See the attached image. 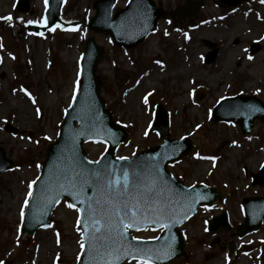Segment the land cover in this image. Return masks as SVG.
<instances>
[{"label":"rangeland","instance_id":"rangeland-1","mask_svg":"<svg viewBox=\"0 0 264 264\" xmlns=\"http://www.w3.org/2000/svg\"><path fill=\"white\" fill-rule=\"evenodd\" d=\"M95 1L65 0L62 18L78 26L34 35L27 26L44 25L45 0H29L28 13L16 12L19 0H0V147L14 163L0 175V264H78L79 214L67 201L33 237L20 228L45 150L57 139L79 88L89 37L103 50L96 67L102 97L114 122L129 132L116 156L132 157L162 143L152 128L156 107L162 104L170 114L172 136H189L195 145L171 173L187 186L204 183L225 193L219 203L201 208L183 226L187 251L172 264H260L264 222L258 232L241 240L233 231L244 222L242 199L264 198V187L252 184V175L264 170V123L256 121L252 135L244 138L235 124H212L210 114L221 99L237 94L257 96L264 103V0H244L237 8L219 0H196L203 4L193 21L160 19L157 31L129 50L112 44L108 34L89 30ZM154 1L169 12L187 0ZM128 2L117 0L114 14ZM8 16L13 19L7 21ZM253 44L259 45L255 55ZM212 45L218 54L208 64ZM8 125L18 133L6 131ZM106 149L102 143L85 145L91 160ZM224 212L233 230L216 236L207 232L206 221ZM159 234L148 230L134 236L154 239Z\"/></svg>","mask_w":264,"mask_h":264},{"label":"water","instance_id":"water-1","mask_svg":"<svg viewBox=\"0 0 264 264\" xmlns=\"http://www.w3.org/2000/svg\"><path fill=\"white\" fill-rule=\"evenodd\" d=\"M230 6H238L243 0H221ZM64 0H48L46 11V26L40 29L29 26L32 33L46 32L58 24L70 26L61 19ZM116 0H98L94 3L96 16L91 19L90 30L95 33H108L114 44L126 48H134L141 44L157 28L160 18H187L192 21L197 15L200 4L188 1L179 5L174 12L167 13L156 7L152 0H131L126 10L120 11L112 19ZM17 10L28 12L29 1L21 0ZM215 47V45H212ZM253 52L258 50L253 47ZM103 51L93 37L86 41L81 63V84L75 99L69 108L63 124L60 127L56 142L49 145L42 173L36 181L29 205L25 212L22 232L28 236L48 224L54 208L64 199H68L74 208L81 209L80 220L85 248L79 264H124L132 260H140L143 255L139 250L147 252L144 256L152 264H170L180 259L186 251L183 232L179 228L196 214L201 206H212L223 198V192L217 188L198 185L186 187L180 179H175L168 166L182 160L192 152L194 146L186 137L176 140L169 131V116L161 105L154 119L153 127L162 137L163 144L142 151L131 159L115 158L117 148L127 140L128 133L121 126L113 123L112 115L105 107L101 97V82L96 77L95 70L102 58ZM215 49L208 57L212 63L217 57ZM256 119L264 121V105L256 97L237 96L227 98L215 107L212 123L235 122L241 126L244 136L253 132ZM78 125V126H77ZM6 130L17 134L11 125ZM89 141H102L109 149L101 156L98 163L90 161L83 149ZM13 162L6 159L5 151L0 148V174L11 169ZM85 170H88L85 172ZM100 170L102 178L97 183L92 172ZM129 174V193L123 196H113V202L127 200L129 205L139 199L143 201L147 195V206L142 202L140 207L147 210L138 213L136 227L129 226L125 238L121 241L115 232L112 238L116 244L107 250L100 247V242L89 241L92 233L91 220L87 214L88 202L100 200L107 209L111 205L104 202L109 199L101 186L108 178L106 173H112L111 179L120 178L122 172ZM139 178V182H137ZM154 182V183H153ZM254 185L264 187V172L254 177ZM151 187L149 193L147 189ZM83 200L84 203L80 201ZM245 223L236 229V236L243 238L260 229L264 219V199L246 198L243 200ZM107 224V216L97 213L96 217ZM116 221V217H112ZM126 223L129 221L126 219ZM139 228L140 230H136ZM161 229L162 234L155 240H140L132 237L136 231L145 229ZM228 216L224 213L208 223V230L217 234L221 230H230ZM99 235V234H97ZM122 245V246H121ZM119 249V252H116ZM151 250V251H148ZM111 253V254H109ZM133 253V255H129ZM261 264H264V244L261 251Z\"/></svg>","mask_w":264,"mask_h":264},{"label":"snow or ice","instance_id":"snow-or-ice-1","mask_svg":"<svg viewBox=\"0 0 264 264\" xmlns=\"http://www.w3.org/2000/svg\"><path fill=\"white\" fill-rule=\"evenodd\" d=\"M47 3V0H45ZM7 21H11L13 18L11 16H8L5 18ZM28 23H32L29 21ZM54 31V29H52ZM33 103L35 101L33 100ZM145 103H147V99L145 98ZM39 111V109H37ZM125 159V158H120ZM98 163V162H97ZM88 170H85L87 172ZM108 178L106 180V183L101 186L102 191H104L109 199H107L104 203L111 205V207L105 209L104 204L101 203L100 200L95 201H89L87 204V214L91 220V228L92 233L90 236L87 237L89 241H98L100 242V247L107 250L112 245L116 244L117 241L112 238V233L115 232L116 235L120 238L122 241L125 238V232L129 228V226L136 227L137 224V215L138 213H143V211L147 210V207L145 209H142L140 207V204L143 202L147 206V195L144 197L143 201L137 200L136 203H133L129 205L127 200L119 202L117 205L113 202L112 197L115 196H123L127 193H129V174L127 171L122 172V181L120 178H117L115 180L111 179L112 173H106ZM92 176L94 177L95 181L98 183L99 180L102 178V172L100 170H96L92 172ZM137 182H139V178H137ZM154 183V182H153ZM152 189L149 187L147 189V192H151ZM28 196L31 197L32 193L29 192ZM81 203H84L83 200L80 201ZM28 206V201H25V207ZM69 208L74 207L72 204H68ZM78 212H82L81 209H77ZM97 213H99L101 216H107L108 223H102L101 219L95 218ZM21 215L23 216L24 213L22 212ZM116 217V221H112V217ZM83 217V212H82ZM128 220L129 222L126 223L125 220ZM78 225L81 227L87 228L89 225H84L83 220H78ZM136 230H140L137 228ZM99 234V235H97ZM122 246V245H121ZM81 249L85 248V242L82 240L80 242ZM140 253L143 255L141 256V259L139 260V264H150V259L144 258V256L147 255V252L143 249L139 250ZM151 251V250H148ZM116 252H119V249H116ZM111 254V253H109ZM129 255H133V253H129Z\"/></svg>","mask_w":264,"mask_h":264}]
</instances>
